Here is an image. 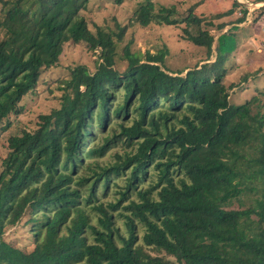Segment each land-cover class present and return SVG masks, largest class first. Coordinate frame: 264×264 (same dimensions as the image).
Returning <instances> with one entry per match:
<instances>
[{"label":"trees","instance_id":"obj_1","mask_svg":"<svg viewBox=\"0 0 264 264\" xmlns=\"http://www.w3.org/2000/svg\"><path fill=\"white\" fill-rule=\"evenodd\" d=\"M90 2L0 0V264H264V92L233 107L225 84L246 7L234 0L242 17L217 39L190 9L184 31L206 63L172 71L167 50L120 54L118 24L91 31ZM168 13L150 1L135 21L184 23ZM69 43L100 62L73 68L29 132L21 103ZM27 213L29 253L4 240Z\"/></svg>","mask_w":264,"mask_h":264},{"label":"rangeland","instance_id":"obj_2","mask_svg":"<svg viewBox=\"0 0 264 264\" xmlns=\"http://www.w3.org/2000/svg\"><path fill=\"white\" fill-rule=\"evenodd\" d=\"M150 1L155 5V11L161 8L168 10L171 20L184 21V23L178 26L153 24L141 26L135 21L136 10ZM236 1L244 4L247 16L243 23L237 26L230 24L224 30L225 32L236 26L233 33L240 43L224 66L227 70L225 84L237 86L230 91V105L233 107L244 104L257 91L264 92V14L256 23L253 21L258 15L256 11L264 5L263 2L256 3L253 7L247 0ZM233 2L234 0H128L117 5L115 0H91L89 4L91 12L86 13V16L89 29L93 32L96 30L95 26H102L110 31L115 30L116 24L120 27V31L125 30L123 40L118 43L120 54L123 55V49L129 46L131 53L142 55L140 58L145 62L147 52L156 55L167 50L165 57L167 66L172 71H177L206 63L202 62L207 53L206 49L197 48L187 39L184 31L187 28L185 20L190 15L189 10L193 9V15L202 20L200 29H210L217 39L221 35L218 26L242 17L237 9L233 14L228 15L234 9ZM188 31L193 35L197 33L195 28H188ZM212 52V59L208 63L216 59L214 46ZM99 55V51L91 52L83 43L65 45L59 63L43 71L34 93L23 99L21 107L24 108V114L15 121V124L25 125L29 132L34 131L36 117L39 114H48L54 108L60 107L59 98L63 94L61 90L64 86L63 81L69 78L70 71L76 66H86L89 72L93 73L97 62H100ZM124 69L123 65L122 70ZM262 100L264 101V97ZM14 130V134H18L21 129L15 127ZM5 139L3 137L0 139V169L1 160L7 155L4 147ZM28 218L29 213L19 225L8 227L4 235V240L8 244L26 253L31 252L34 246L31 226L25 224Z\"/></svg>","mask_w":264,"mask_h":264},{"label":"water","instance_id":"obj_3","mask_svg":"<svg viewBox=\"0 0 264 264\" xmlns=\"http://www.w3.org/2000/svg\"><path fill=\"white\" fill-rule=\"evenodd\" d=\"M259 4H262V2H260ZM244 5V4H243ZM254 5L256 6V4H250V6H253L254 7ZM262 5H264V2H263V4ZM260 7H262V6H260Z\"/></svg>","mask_w":264,"mask_h":264}]
</instances>
